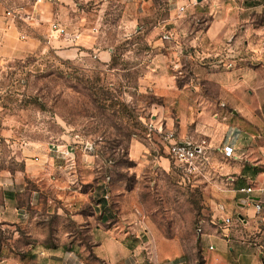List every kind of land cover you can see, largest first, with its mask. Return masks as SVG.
<instances>
[{"label":"rangeland","instance_id":"rangeland-1","mask_svg":"<svg viewBox=\"0 0 264 264\" xmlns=\"http://www.w3.org/2000/svg\"><path fill=\"white\" fill-rule=\"evenodd\" d=\"M254 1L70 0L68 22L52 26L76 40L50 37L75 47L87 35L93 45L75 57L51 48L0 57V204L15 199L19 207L14 218L1 215L0 264H106L77 213L105 221L135 247L132 258L208 264L203 233L216 205L232 206L238 249L230 262L264 264V201L248 213L221 197L237 182L253 187L224 167L240 162L264 173L250 142L228 160L224 141L211 146L204 177L194 181L147 128L187 142L227 125L229 137L243 130L264 147V51L254 59L245 47L244 57L227 58L242 51L234 46L246 20L264 24V13L241 9Z\"/></svg>","mask_w":264,"mask_h":264},{"label":"crops","instance_id":"crops-1","mask_svg":"<svg viewBox=\"0 0 264 264\" xmlns=\"http://www.w3.org/2000/svg\"><path fill=\"white\" fill-rule=\"evenodd\" d=\"M69 5L70 0H39L38 2L36 0H0V57H23L30 53L42 52L50 48L55 49L58 54L61 55V57H75L79 55V52H82L84 47H89L91 43L93 45L94 41L91 42V37L87 35L83 37L81 36L80 40L77 42V46L75 47H69V45L64 41L50 37L52 23L60 22L61 24H64L68 22V20H66V15L70 11ZM241 6L242 11L245 13L252 11L253 14H256L255 16L264 13V0H255L252 4H247V6L245 3H243ZM7 9L20 11L23 16L27 15V17L24 19L27 21V23H23L17 18L7 17L5 15V11ZM221 22L222 21H220V23ZM230 22L231 21L228 16H224V31L227 30L226 27H228ZM246 22L247 23H243V32L245 35L241 40H238L234 46L236 51H242L234 52L235 54L233 52H229V56L227 58L239 56L244 57L243 49L245 50V47L251 52L250 56L254 59L260 58L263 55L264 24L254 23L255 21L249 23L248 20H246ZM220 23H218L217 26H219ZM101 57H103L105 60L110 58L105 52L101 54ZM253 73L254 72L251 73V77H253ZM256 85L259 86V83ZM232 86L235 87L234 82H230L227 85L225 88L226 91L229 92L231 89H233ZM229 132L230 126L227 125L220 126L216 131L207 130L206 134L210 135L207 137L213 150L217 148L220 150L221 144L224 141V146H231L234 149L233 157L236 158L239 155L240 150L245 148L242 140L246 139L250 142V147H252L253 150H256L255 153L258 156L257 160L252 162L253 165L255 167H258L259 165L261 168H264V147H259L256 137L252 135V139L249 136L246 137L245 135L247 134L243 130L240 131L241 133L236 132L235 134V132H233V136L229 137ZM226 136H228L227 139ZM207 137L204 138L207 139ZM210 137H213V140H211ZM225 159L228 160L229 158L225 157ZM224 172L233 173L239 177L242 175L241 178L243 177L244 179L247 176L246 185H250L251 183L253 187H244L243 183L237 182L238 189H232L225 195L223 192V194H221L223 199L224 197H227L229 200H240L242 203L239 205L244 210H247L248 213L253 212V208H255L253 205L254 201L263 205L264 173L257 174L255 168H247L246 171L245 166L240 162H237L234 167H224ZM232 181H234V183L236 182L234 178ZM256 182H259V184ZM243 188H251L252 193H240V190ZM219 189L224 191V185ZM247 201L251 203H247ZM78 203L79 202L76 203V206ZM18 210L19 207L15 202V199H5L4 202L0 204V219L2 218L1 215H5L6 212L11 214V217L14 218ZM230 210H232L231 205H227V207L223 205H216L212 210V215L211 218H209V222L208 220L205 221V224L211 223L213 225V227L211 225L210 227L209 225H206L204 227L203 233L205 243L210 244L212 250L208 256V264H232L230 262L231 255L235 253L237 254L238 247L234 246L235 244L233 243L236 242L232 239V236H230L229 233L231 232L230 228H232L234 225L233 218L229 216ZM76 217L78 222L84 221L86 226H89L88 228L90 229V233L93 238L95 255L97 256L96 258L98 260L100 259L106 264L159 263V256L158 258H155L156 262L146 261L142 256H133L134 258L130 257L128 255V253L131 252L129 248L131 247L134 249L135 247L129 245L130 247L126 248L124 243L125 241H119L113 235L114 232H112L109 228L104 227L106 223H104V221H102L100 218L78 213ZM227 218L231 219V224L225 223ZM213 228H215L214 232H211L209 229L213 230ZM132 229V234L135 233L134 231L139 230V228L136 226L132 227ZM167 264L181 263H179V260H175L170 261Z\"/></svg>","mask_w":264,"mask_h":264},{"label":"built area","instance_id":"built-area-1","mask_svg":"<svg viewBox=\"0 0 264 264\" xmlns=\"http://www.w3.org/2000/svg\"><path fill=\"white\" fill-rule=\"evenodd\" d=\"M6 16L24 20L27 15L23 16L20 11L8 9L6 10ZM52 31L65 39H70L72 41L76 40V36L70 35L64 28L58 27L57 25L52 26ZM147 128L150 132L149 137L155 135L158 138L166 153L170 156L175 165L182 170L186 177L194 181L204 177L212 153L210 141L208 139L203 138L199 141L183 142L176 139L171 132L159 130L156 126L147 125ZM224 155L227 158H231L234 155V149L231 146H225ZM240 192L250 194L252 193V189L243 188ZM253 205L257 213L263 210V205L261 203L254 201ZM225 223L231 224V219L227 218Z\"/></svg>","mask_w":264,"mask_h":264},{"label":"water","instance_id":"water-1","mask_svg":"<svg viewBox=\"0 0 264 264\" xmlns=\"http://www.w3.org/2000/svg\"><path fill=\"white\" fill-rule=\"evenodd\" d=\"M198 2H202V0H197Z\"/></svg>","mask_w":264,"mask_h":264},{"label":"trees","instance_id":"trees-1","mask_svg":"<svg viewBox=\"0 0 264 264\" xmlns=\"http://www.w3.org/2000/svg\"><path fill=\"white\" fill-rule=\"evenodd\" d=\"M256 171V170H255ZM105 222V221H104ZM107 222V221H106Z\"/></svg>","mask_w":264,"mask_h":264}]
</instances>
